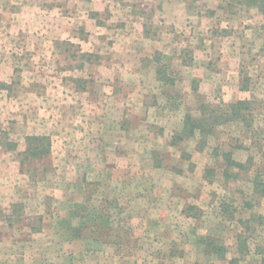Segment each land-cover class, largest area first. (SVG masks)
I'll list each match as a JSON object with an SVG mask.
<instances>
[{"label":"rangeland","instance_id":"374dc122","mask_svg":"<svg viewBox=\"0 0 264 264\" xmlns=\"http://www.w3.org/2000/svg\"><path fill=\"white\" fill-rule=\"evenodd\" d=\"M263 24L235 0H0V264H258ZM244 98L249 127L172 143ZM30 135L50 154L27 171Z\"/></svg>","mask_w":264,"mask_h":264},{"label":"trees","instance_id":"16d2710c","mask_svg":"<svg viewBox=\"0 0 264 264\" xmlns=\"http://www.w3.org/2000/svg\"><path fill=\"white\" fill-rule=\"evenodd\" d=\"M239 5L254 7L257 11L264 15V0H235ZM264 29V24L261 26ZM88 56V55H87ZM5 85L4 83L2 84ZM241 89H247V86L241 84ZM251 101L249 99H238L234 102H229L223 107L216 106L219 110H210L208 107L202 106L199 110L198 116H193L191 114H185L182 120L181 129L175 134L173 137L175 141L172 143H177L179 140H183L186 138L194 137L198 135V137H203L202 141L206 139L209 135L213 134L214 128L217 126L227 123V122H242L246 127H249L251 124V118L249 109H250ZM197 115V114H196ZM26 146L25 149L20 153V165L24 166L28 171V167L30 162L33 160H40L45 157H48L50 154V140L48 136L45 135H30L25 137ZM225 155V160L227 163L233 165L236 168H244L250 165V159H247L245 162L236 161L231 157V154L228 152L223 153ZM236 177L235 175L232 176ZM252 190L253 193L258 197H264V183L260 180V175L258 173H254L252 178ZM220 212L223 215H228L229 217L226 219L233 220L234 219V210H229L226 203L220 204ZM225 217V216H224ZM256 221L257 224L264 223V213L263 214H253L246 219L239 218V223L245 228L250 229L249 222ZM80 230H87L86 227L79 225ZM91 233V231H89ZM92 234V233H91ZM235 240L237 245L241 247L244 253L247 252L248 248L246 246L247 239L243 234L237 233L235 236ZM238 247V246H237ZM256 253L260 256L258 264H264V253L260 252V246H257ZM209 250L212 251L217 257L220 259L225 258L226 248L220 244H213L209 246ZM241 252V251H240ZM201 264V263H196ZM203 264H212L210 262H206Z\"/></svg>","mask_w":264,"mask_h":264}]
</instances>
